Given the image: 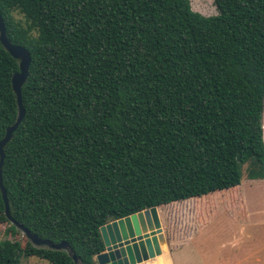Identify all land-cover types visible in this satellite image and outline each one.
<instances>
[{
	"label": "trees",
	"instance_id": "1",
	"mask_svg": "<svg viewBox=\"0 0 264 264\" xmlns=\"http://www.w3.org/2000/svg\"><path fill=\"white\" fill-rule=\"evenodd\" d=\"M214 2L206 16L191 0H0L32 58L3 167L19 223L96 264L103 225L236 188L244 165L264 178V0ZM19 70L0 40V141L19 116ZM23 254L76 264L0 242V264Z\"/></svg>",
	"mask_w": 264,
	"mask_h": 264
},
{
	"label": "crops",
	"instance_id": "2",
	"mask_svg": "<svg viewBox=\"0 0 264 264\" xmlns=\"http://www.w3.org/2000/svg\"><path fill=\"white\" fill-rule=\"evenodd\" d=\"M244 175L248 177L247 165L243 167V177ZM249 179L252 181L246 185L243 184L242 179L241 184L236 188L167 204L175 209L177 216L174 218L166 220V214L162 213V207L167 205L158 207L164 232V240L161 241L162 252L145 264H197L188 257L185 249L188 242L202 235L201 242H206L207 245L213 236L214 239L222 237L224 240L222 244L237 241L238 245L244 238L264 237V178ZM231 211L238 213L235 219L240 225L239 231L234 234L226 229L230 228L232 223ZM246 213H249L248 220H240ZM216 219H218V230L210 228L207 231L204 226H209ZM250 260H253V264H264V245L253 249ZM208 264L215 263L208 262Z\"/></svg>",
	"mask_w": 264,
	"mask_h": 264
},
{
	"label": "water",
	"instance_id": "3",
	"mask_svg": "<svg viewBox=\"0 0 264 264\" xmlns=\"http://www.w3.org/2000/svg\"><path fill=\"white\" fill-rule=\"evenodd\" d=\"M0 40L4 47L18 60L20 70L12 78L13 88L17 95L19 116L16 122L7 129L5 137L0 141V192L5 203V214L9 221L20 228L34 246H46L56 250H69L76 264L80 260L69 248L66 242L52 243L41 239L11 214L10 204L4 186L3 167L5 162V146L12 139L14 132L25 117L22 87L28 79L32 62L29 50L10 41L7 28L0 11ZM146 229V230H144ZM104 241V251L96 255L97 264H145L151 258L161 254V241L164 240L162 222L158 207L154 206L138 213L114 220L100 228Z\"/></svg>",
	"mask_w": 264,
	"mask_h": 264
},
{
	"label": "rangeland",
	"instance_id": "4",
	"mask_svg": "<svg viewBox=\"0 0 264 264\" xmlns=\"http://www.w3.org/2000/svg\"><path fill=\"white\" fill-rule=\"evenodd\" d=\"M191 3L192 8L203 15L211 16L219 13L214 0H191ZM15 17L21 19L23 18V15L19 12H15ZM251 181L252 180L244 175V185ZM162 213L166 214V220L177 216L175 209L170 205L163 206ZM230 215L232 223L230 228L226 229L231 231V234H234L235 232L237 233L240 228V225L237 224L238 221L235 219V216L238 215V213L236 211H231ZM239 215L242 217L241 213H239ZM248 218L249 213H246L243 218H240V220H248ZM205 220L207 221V218H205ZM204 228L207 229V231H209L210 228L218 230V219H216L215 222L212 221L209 226H204ZM202 237L203 235L199 238H195L191 242H188L185 249L188 257L193 259L197 264H208V262L215 264H253V260H250L253 249L261 248L264 245V237L244 238L243 242L239 245L236 244L237 241L222 244L224 241L222 237H216L214 239V236L210 239L207 245L206 242H201ZM5 240L19 241L22 246L25 247L29 239L25 233L20 228L16 227L11 221H0V242ZM19 264H49V262L37 256H27L23 254L19 259Z\"/></svg>",
	"mask_w": 264,
	"mask_h": 264
}]
</instances>
